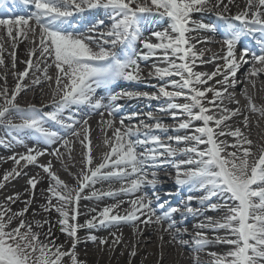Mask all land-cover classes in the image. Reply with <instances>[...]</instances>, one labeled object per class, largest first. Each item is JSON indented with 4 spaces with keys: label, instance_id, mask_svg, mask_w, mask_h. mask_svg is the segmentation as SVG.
I'll list each match as a JSON object with an SVG mask.
<instances>
[{
    "label": "snow or ice",
    "instance_id": "6c2138e0",
    "mask_svg": "<svg viewBox=\"0 0 264 264\" xmlns=\"http://www.w3.org/2000/svg\"><path fill=\"white\" fill-rule=\"evenodd\" d=\"M231 6L238 9L235 15L230 13ZM93 10L102 11L109 24L106 26L105 20L97 19L84 26V14ZM213 10L218 20L224 22L220 42L223 55L213 54L210 60L219 59L223 63L210 73L196 71L198 63L210 62L205 57L208 50L197 49L196 44L212 42L207 37L201 38L199 33H215L218 26L195 20L193 14ZM150 18L165 21L167 27L143 38L144 23ZM245 37L253 40L254 47H240L238 57L237 48ZM22 39L30 44L28 59L23 61L26 67L14 73V88H8L6 79L0 88V125L10 135L33 133L37 144L43 143L45 147L34 144L25 153L10 157L14 167L0 178V189L11 179L27 175L22 171L27 165L41 168L48 179L41 208L45 213L54 210L58 214L59 231L66 234L71 244L65 249V245L57 243L55 225L48 218L35 219V210L32 220L25 218L38 184L37 177L31 176L26 182L29 197L23 201V208L13 211L10 206L21 199L20 193L0 203V264H86L76 252L78 233L84 230L89 233L87 240L93 243L99 240L104 245L108 241L92 235V230L119 226L121 222L155 224L162 232L170 233L174 241L191 235V241L178 242L182 246L191 243L194 264H201L198 253L213 244L229 247L222 254L210 252V264H264V145L258 153L254 152L253 141L241 127L233 129L228 124L233 117L242 115L243 126L247 128L249 116L240 108L222 107L226 94L234 101L235 94L228 89L237 85V72L244 65H249L245 79L253 87L255 78L264 74V0H244L243 6L238 0H0V65L4 64L7 41L13 49L9 54L15 68V49ZM138 43L140 50L136 47ZM152 57L166 65L154 64L149 72L166 80L158 88L159 95L115 90L117 81L141 82L139 61ZM52 67L56 69L54 76L49 75ZM30 70L41 73L32 80L33 85L48 82L52 89L49 105L21 107L17 102L20 93L28 88L23 82ZM214 79L219 87L209 83ZM98 90L106 95L98 96ZM244 95L248 100L246 109L264 116V104L256 105L246 89ZM124 98H164L167 106L159 111L169 112L173 119L179 120L174 131L185 130L188 134L163 140L156 133L167 134L169 126L152 112L146 115L154 123L140 119L138 124L126 125L125 120L131 122L142 115L136 112L120 116L117 123L116 117L122 111L119 101ZM180 98L186 102L178 103ZM49 106L52 110L44 112L43 108ZM82 108L99 110L102 143L107 149L99 161L94 155L96 145L87 115L77 119ZM12 113L18 115L20 122L10 118ZM109 130L111 135L107 134ZM226 135L234 137L235 143L220 139ZM74 141L82 148V160L80 170L70 174L75 183L69 184L58 175L51 160L40 164L38 157L47 154L61 160L65 153L60 148L70 154ZM173 142L177 147H173ZM12 143L24 141L17 135H11L10 140L0 139V146L11 147ZM181 144L185 146L179 147ZM229 147L236 150L228 151ZM180 156L186 158L179 159ZM169 166L175 169L178 189L187 188L189 193L177 205L160 202L156 191L158 171ZM111 181L119 182L120 187L107 191L95 188ZM86 189H92L90 194L85 195ZM146 189H151V195ZM120 195L134 198L117 199L115 203L88 209L87 213L80 211L84 199L99 201ZM214 198L218 202L213 203ZM194 200L199 208L192 206ZM205 209L222 211L224 215L215 219L206 217L193 226L198 231L192 235L184 226L185 220L189 216H203ZM177 214L181 217L179 221ZM81 215L86 216L82 223ZM220 231L224 235H217ZM209 232L213 235L209 236ZM111 235L116 237L113 243L121 242L115 233ZM130 255L135 256V250Z\"/></svg>",
    "mask_w": 264,
    "mask_h": 264
},
{
    "label": "bare ground",
    "instance_id": "6f19581e",
    "mask_svg": "<svg viewBox=\"0 0 264 264\" xmlns=\"http://www.w3.org/2000/svg\"><path fill=\"white\" fill-rule=\"evenodd\" d=\"M244 0H238L241 6H243ZM237 7L231 6L230 13L235 15L237 12ZM97 19L105 20V25L109 24L107 17L102 11L93 10L84 14L83 21L84 26H87L89 22H94ZM193 19L203 21L204 23H212L218 26V30L213 33L211 31H201L199 33L200 37H207L211 43H200L196 44L197 49H207L205 52V57L209 59L210 62L204 64H197L195 68L196 71L203 72H212L215 70L217 64H222V60L211 61L210 58L213 54H217L222 56L223 52L221 50V41L223 38V26L224 22L218 20L215 10L213 11H205L203 13H194ZM238 23V22H237ZM143 26V38H148L153 31H159L167 27V23L163 20H153L149 19L144 23ZM193 36L197 35L196 33H192ZM247 41L241 43V46H249L254 47V42L250 37H245ZM152 42H156L155 38H152ZM195 43V41H192ZM5 47L7 51L4 52V64L0 65V88H2L5 84V79L7 82V86L9 89L15 87L16 76L14 73H18L22 71L26 65L23 61L28 59V50L30 47L29 41L23 40L18 44L16 51V66L12 67V58L9 53L13 51L10 47V42L5 43ZM137 50L141 49V45L137 44ZM240 47L237 49V56L239 57ZM146 51V50H145ZM38 55V54H37ZM157 55H160L158 52ZM36 57L33 56V60L35 61ZM140 68L142 71L143 79L141 82H126L124 86L117 84L115 90L125 89L127 91L132 92H147V93H156L153 86H156L157 82H160L159 87L166 83V80H160L152 75H149V72L153 70V65H159L161 67L166 66L164 63L159 61L156 57L150 58L148 61L141 60L139 61ZM249 65H244L237 72V85L234 88H229V93H234V101H238L239 103H235L234 101H230L227 98V94L225 95V99L223 101L222 107H226L229 109L240 108L241 111L249 116L250 124L247 128L243 126V116L237 115L233 117L228 124L234 129L235 127H241V130L248 136L249 139L253 141V151L258 153L259 148L264 145V116H261L259 113L249 112L246 109V105L248 103L247 98L244 95V90L246 89L248 94L252 97L253 102L256 105L264 104V74L259 75L255 78V87L252 84L248 83L245 79L248 72ZM56 69L54 67L49 69V75L54 76ZM41 76L40 72L32 73L30 70V75L25 78L23 83L28 85V88L23 90L18 96V103L21 107H26L28 104H33L37 108L42 107L43 105H49L51 101V91L52 89L49 87L48 82H42L40 85H33L32 80ZM221 77H216L215 79H220ZM215 79L210 84L215 85ZM243 82V83H241ZM219 87V85H215ZM54 87V84H53ZM172 90V89H169ZM157 94V93H156ZM98 96L103 97L106 93L103 90H98ZM159 95V94H157ZM209 98H211V93L208 94ZM178 103L186 102L184 99L180 98L177 100ZM122 105V111L117 115L116 120L119 122L120 116H126L130 113L136 112L142 114L141 116L133 119L131 122L125 120V124H138L140 119H143L146 123H154L155 121L149 120L147 118V113L152 112L153 116L158 117L165 125L169 126V131L167 134H162L157 132L156 134L161 135L163 140H167L168 136L175 135H186L187 131L181 130L179 132L174 131L173 129L179 123L178 119H173L169 112H161L159 109L165 108L167 106V101L164 98L159 100H148L146 98L139 99H128L124 98L119 101ZM43 109H47V111H51V107H44ZM83 116L87 115L89 120V124L91 126V138L93 144L96 145L94 150V155L97 158V161L102 157L103 153L107 151V149L103 146V137L104 133L101 131V125L99 121L101 120L99 110L96 112H92L90 109H84ZM67 113V112H66ZM14 122L18 123L19 117L17 114L12 113L10 116ZM80 118V117H79ZM78 118V119H79ZM107 119V113L104 116ZM186 117H180V119H185ZM65 119L66 114H65ZM199 123V122H196ZM51 127V125H49ZM55 130V128L53 129ZM108 135H111V130L108 131ZM11 135H17L20 139L24 141L23 144L12 143L11 147L7 145L0 146V178L3 177V174L7 170H11L14 167V162L10 157L14 154H22L27 151V148L32 147L36 144L38 147L43 148L45 145L43 143L37 144V139L35 134L28 132H20L13 133ZM11 135L7 132L6 128L3 125H0V138L5 140H10ZM167 137L166 139H164ZM69 139H72L69 137ZM221 140H227L229 144L235 143V138L231 136L220 137ZM173 147H177L175 142H173ZM185 145L181 144L179 147H184ZM203 147V146H201ZM61 152H64L65 155L61 160H58L50 155L45 154L42 157H38V161L40 164H45L49 160L52 161L54 169L57 171L58 175L62 179H64L69 184H74L75 181L70 174H75L80 170V163L82 160V148L78 142H73L72 151L69 154L67 150L63 147L60 148ZM231 147L228 148V151H234ZM49 151H51V147H49ZM186 157L180 156L179 159H185ZM23 163V162H22ZM66 166V167H65ZM67 168V170H66ZM23 172L27 173V175H21L15 179H11L9 182H6V186L0 189V203H4L5 198L13 195L14 193H20L21 199L10 206L13 211H18L19 209L24 207L23 201L29 197V192H26L25 189L29 188L27 185V179L31 176H36L38 180L37 188L35 189V197L33 203L29 207V212L25 214V218L27 220L33 219V210L37 213L35 219L48 218L52 221V224L55 225L53 228L54 237L57 240V243L65 245V249H67L71 241L66 236L59 231V225L56 224V220L58 218V214L53 210L50 214L43 212L41 205L45 203L44 199V189L48 186V179L43 170L35 165H27L23 168ZM171 175H167V173ZM159 183L157 185L156 191L160 194L161 200L160 202H169L171 205L179 204L189 193L187 188L178 189L175 184V169L172 167L162 168L158 171ZM166 177H171L169 179L170 182L166 181ZM168 179V178H167ZM120 187V183L116 181L104 182L102 184H97L95 188L97 190L107 191L109 189H118ZM92 189H86L85 195L90 194ZM151 195V189H146ZM193 195L199 196L203 195V193H193ZM131 196L120 195L118 198H110L103 197L101 200H87L84 199L80 202V211L82 213H87L88 209L93 207H102L107 204L117 202V199L120 200H129ZM55 203V201H53ZM213 203L218 202L215 198L212 201ZM192 206L194 208H199L200 205L194 200L192 202ZM127 207V205H125ZM204 215L198 217L189 216L185 220L184 226H186L189 230V233L192 235L195 234L198 229L193 226L198 222L204 220L206 217L212 218H220L224 215L222 211H211V210H203ZM159 214V213H157ZM86 218L85 215H81L79 217V221L82 223ZM143 219V218H142ZM176 219L179 221L181 217L177 214ZM15 223H18L16 221ZM166 226V225H165ZM48 225H45V230ZM115 233L116 236L120 238V243H113L116 237L111 234ZM87 233L84 230H81L78 235L80 237V242L77 244L76 252L79 256V259L86 261V264H194L193 260V251L191 249V243L189 246H182L178 240H188L191 241V235L185 234L178 238V240L174 241L172 239V235L167 232H162L159 226L153 225H144V224H133V223H125L121 222L119 226H109L102 227L92 230L91 234L97 236L98 238H104L108 241L107 244L100 245L99 240L93 243L86 239ZM209 236L213 235L211 232L208 233ZM217 235H224L223 231L217 233ZM161 237H163L161 239ZM227 245L223 244H213L204 248L202 251L198 253L201 264H210L211 256L210 252L216 253H224L228 250ZM135 250L136 255L132 256L130 253Z\"/></svg>",
    "mask_w": 264,
    "mask_h": 264
},
{
    "label": "rangeland",
    "instance_id": "374dc122",
    "mask_svg": "<svg viewBox=\"0 0 264 264\" xmlns=\"http://www.w3.org/2000/svg\"><path fill=\"white\" fill-rule=\"evenodd\" d=\"M176 79H178V78H176ZM158 84H160V82H158ZM158 84H157V85H158ZM157 85L154 87V89H155V91H157L156 93L159 94V93H158V88H159L158 86H159V85H158V86H157ZM166 138H167V137H165L164 139H166ZM173 146H174V145H173ZM166 173H167V172H166ZM167 175H171V174L167 173ZM167 178H168V179H167ZM169 178H171V177H166V181H167V182H170L171 179H169Z\"/></svg>",
    "mask_w": 264,
    "mask_h": 264
}]
</instances>
